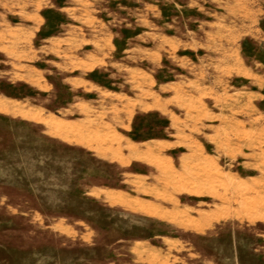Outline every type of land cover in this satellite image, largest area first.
Segmentation results:
<instances>
[{
  "label": "rangeland",
  "instance_id": "374dc122",
  "mask_svg": "<svg viewBox=\"0 0 264 264\" xmlns=\"http://www.w3.org/2000/svg\"><path fill=\"white\" fill-rule=\"evenodd\" d=\"M263 216L264 0H0V264H264Z\"/></svg>",
  "mask_w": 264,
  "mask_h": 264
},
{
  "label": "bare ground",
  "instance_id": "6f19581e",
  "mask_svg": "<svg viewBox=\"0 0 264 264\" xmlns=\"http://www.w3.org/2000/svg\"><path fill=\"white\" fill-rule=\"evenodd\" d=\"M161 160V159H160ZM202 175V174H201ZM201 177V176H200ZM199 177V178H200ZM202 179V178H201ZM199 180V179H198ZM237 190V189H236ZM104 197H105V199L107 200V201H109V202H111V203H114L115 204V202H123L124 200H122L121 198H119L118 196H115V195H113V194H110V193H105V195H104ZM225 197V196H224ZM227 197V196H226ZM234 197V196H233ZM240 197V196H239ZM226 199V198H225ZM233 199V198H232ZM243 199V198H242ZM234 200V199H233ZM251 200V199H250ZM222 201H223V198H222ZM228 201H230V200H228ZM262 202H263V200H262ZM123 204V203H122ZM256 204V203H255ZM252 205V204H251ZM254 206V205H253ZM232 206H230V208H231ZM242 207V206H241ZM153 209V208H152ZM236 214V213H235ZM163 215V214H162ZM173 217V216H172ZM224 217V216H223ZM252 217V216H251ZM264 217V216H263ZM191 224V223H190ZM192 225V224H191Z\"/></svg>",
  "mask_w": 264,
  "mask_h": 264
}]
</instances>
